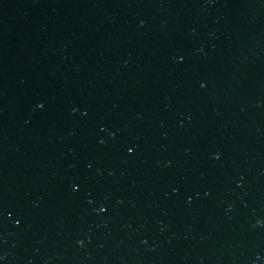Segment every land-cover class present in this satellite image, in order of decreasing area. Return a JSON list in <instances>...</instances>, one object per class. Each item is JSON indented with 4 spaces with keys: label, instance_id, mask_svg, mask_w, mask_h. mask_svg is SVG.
Listing matches in <instances>:
<instances>
[{
    "label": "water",
    "instance_id": "obj_1",
    "mask_svg": "<svg viewBox=\"0 0 264 264\" xmlns=\"http://www.w3.org/2000/svg\"><path fill=\"white\" fill-rule=\"evenodd\" d=\"M0 264H264V0H0Z\"/></svg>",
    "mask_w": 264,
    "mask_h": 264
}]
</instances>
